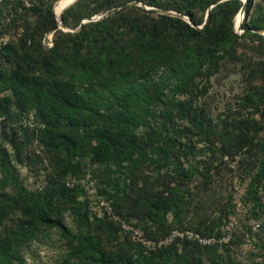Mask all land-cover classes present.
I'll return each mask as SVG.
<instances>
[{
  "label": "rangeland",
  "instance_id": "rangeland-1",
  "mask_svg": "<svg viewBox=\"0 0 264 264\" xmlns=\"http://www.w3.org/2000/svg\"><path fill=\"white\" fill-rule=\"evenodd\" d=\"M58 1L0 0V66L46 81H70L79 90L93 84L100 91L109 78L150 61L93 67L116 49L134 53L147 50L150 37L166 38L167 16L187 17L188 2L77 0L64 10L69 23L61 24ZM245 1H233L225 10L228 15L237 10L239 34L246 31L244 25L252 34L220 50L217 64L176 97L172 119L159 107L148 125L137 127L146 154L137 165L95 161L89 142L70 153L60 135L43 133L46 123L34 110L20 107V94L0 92V102H8L0 107V149L8 159L6 168L0 159V204H5L0 205V238L27 225L16 201L42 194L73 234L98 237L120 264L135 259L145 264H264V33L256 31L264 29V0H255L248 13L242 12ZM210 7H194L197 18L206 20ZM53 15L58 29L42 33L52 29ZM80 31L76 41L82 49L74 61L73 34ZM7 48L12 61L4 59ZM150 134L156 136L154 149ZM176 195L178 203L166 218L151 216V200ZM82 260L73 257L61 230L42 225L22 244L15 264H98Z\"/></svg>",
  "mask_w": 264,
  "mask_h": 264
},
{
  "label": "trees",
  "instance_id": "trees-1",
  "mask_svg": "<svg viewBox=\"0 0 264 264\" xmlns=\"http://www.w3.org/2000/svg\"><path fill=\"white\" fill-rule=\"evenodd\" d=\"M189 1L185 4L183 13L192 19L194 25L181 16H167L169 31L166 38L149 36L151 46L134 53L116 49L114 56L107 55L93 67L92 70L98 71L103 66L115 69L150 61L147 66H139L132 72L109 78L102 84L103 91L93 84L79 90L70 81H46L26 70L0 66V92L9 89L20 94V99L17 100L20 107L23 110H34L35 116L46 123L43 133L51 131V135H60L61 143L68 147L70 153L82 149L84 143L89 142L95 161H114L115 164L129 161L130 165L138 164L146 154L136 138L137 127L148 125L147 118L154 117L159 107L167 111V120L172 119L170 110L176 109V97L188 89L205 69L217 64L220 50L237 43L247 34H252L249 26L245 25L246 31L239 34L234 22L237 10L231 15L225 10L231 2L239 0H226L213 6L203 28L199 26L204 24L205 19L197 18L194 7L207 10L217 0H191L194 6ZM254 2L255 0H247V13ZM239 6L242 3L237 8ZM48 12L51 17V6ZM62 20L65 24L69 23L65 12ZM56 29L58 21L53 15L52 29L50 25L42 33ZM81 31L73 34L75 39L70 57L74 61L78 60L82 49L76 41ZM24 44H28V38L24 39ZM140 44L139 41L138 45ZM4 59H14L9 48ZM155 72L158 73L157 77L154 76ZM7 104L6 101L0 102V107L5 109ZM159 112L163 113L161 110ZM79 132L80 136L76 137L75 134ZM155 133L161 134L159 130ZM155 137L149 135V147L152 149L156 145ZM0 159L2 166L6 168L7 154L1 149ZM61 164L65 165L63 160ZM262 166L264 169V158ZM178 200L177 195L151 200V216L163 220L174 210ZM16 204L26 215L27 225L0 238V264H15L20 261L22 244L42 225L61 230L71 243L73 257L81 259V262H85L83 258H89L98 264H120L118 258L108 255L98 237L89 233L73 234L56 214L53 201L48 197L34 194L21 202L16 201ZM0 205L5 207V204ZM3 216L4 210L0 209V221ZM129 264L145 263L135 259L130 260Z\"/></svg>",
  "mask_w": 264,
  "mask_h": 264
},
{
  "label": "water",
  "instance_id": "water-1",
  "mask_svg": "<svg viewBox=\"0 0 264 264\" xmlns=\"http://www.w3.org/2000/svg\"><path fill=\"white\" fill-rule=\"evenodd\" d=\"M75 1H77V0H74V2ZM213 7V6H212ZM212 7H210V9L208 10V13H207V17H206V20H205V22H204V24L203 25H201V26H199V28H203L204 26H205V24L207 23V21H208V19H209V15H210V11H211V9H212ZM246 7H247V0L245 1V4H244V6H243V10H242V12H244L245 10H246ZM66 9V8H65ZM64 9V10H65ZM64 10L59 14V16H58V18H59V23H61L62 24V14L64 13ZM184 19H186L189 23H191V24H193V22H192V19L189 17V16H187V17H183ZM194 25V24H193ZM256 31H258V32H263L264 33V29H256Z\"/></svg>",
  "mask_w": 264,
  "mask_h": 264
},
{
  "label": "bare ground",
  "instance_id": "bare-ground-1",
  "mask_svg": "<svg viewBox=\"0 0 264 264\" xmlns=\"http://www.w3.org/2000/svg\"><path fill=\"white\" fill-rule=\"evenodd\" d=\"M74 2V0H60L58 1V4H57V12L58 13H61L68 5L72 4ZM242 20V14L241 16H239L238 18V26H239V23L240 21Z\"/></svg>",
  "mask_w": 264,
  "mask_h": 264
}]
</instances>
